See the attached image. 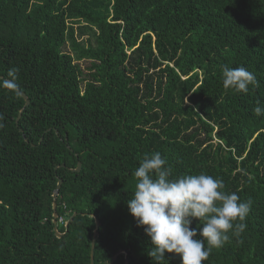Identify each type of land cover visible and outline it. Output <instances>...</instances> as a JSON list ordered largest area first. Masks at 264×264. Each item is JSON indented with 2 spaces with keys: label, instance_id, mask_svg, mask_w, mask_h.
Returning a JSON list of instances; mask_svg holds the SVG:
<instances>
[{
  "label": "trees",
  "instance_id": "trees-1",
  "mask_svg": "<svg viewBox=\"0 0 264 264\" xmlns=\"http://www.w3.org/2000/svg\"><path fill=\"white\" fill-rule=\"evenodd\" d=\"M225 66L259 86L225 89ZM11 68L18 79L0 88V264H110L119 251L113 264H151L127 201L155 152L172 178L203 172L252 201L243 242L203 264H264V116L254 112L264 0H0V80ZM14 86L30 100L18 125ZM59 179L58 217L76 215L68 228L57 220L61 237Z\"/></svg>",
  "mask_w": 264,
  "mask_h": 264
},
{
  "label": "clouds",
  "instance_id": "clouds-1",
  "mask_svg": "<svg viewBox=\"0 0 264 264\" xmlns=\"http://www.w3.org/2000/svg\"><path fill=\"white\" fill-rule=\"evenodd\" d=\"M18 75V68L9 69L10 79L0 80V88L11 89ZM222 81L225 89L235 93L247 94L250 87L259 86L255 74L243 66L223 67ZM254 112L264 116V105L258 104ZM133 175L134 191L127 208L149 238L151 264H170L166 254L178 257L180 264H203L213 249L233 237L243 242L240 237L252 201L226 192L222 179L203 172L172 178V169L159 152L144 154ZM194 221L200 227H191Z\"/></svg>",
  "mask_w": 264,
  "mask_h": 264
},
{
  "label": "water",
  "instance_id": "water-1",
  "mask_svg": "<svg viewBox=\"0 0 264 264\" xmlns=\"http://www.w3.org/2000/svg\"><path fill=\"white\" fill-rule=\"evenodd\" d=\"M14 89H15L17 92H19V93L21 94V96H22V97L24 98V100H25V106L21 109L20 114H19V117L17 118V125H18V124H19V121H20V119H21V117H22V115H23V112H24L25 108L28 107V106L30 105V100H29L27 94L24 93V92H21L20 89H19L17 86H14ZM26 141H28V139H26ZM81 168H82V163L79 162V163H78V167H77L76 169H74L73 171H77V172H79V171L81 170ZM62 184H63L62 179H59V182H58V185H57V189L55 190L54 195H53V197H54V204H53V206H54V224H56V227H55V233H56V235H57L58 237H61V236L64 235V234H62V233L59 232L58 227H57V217H58V213H57V206H58V204H57V197H58V195H59V193H60V189H61V187H62ZM75 216H76V215H73V217H71V218L69 219L68 224H67V228H68L69 224L71 223V221L74 219ZM96 225H97V230L95 231V235H94L93 242H92V252H91V260H92V263H93V261H94L95 243H96V238H97V236H98V229H99V227H100V221H99L98 218H96ZM122 252H123V251H119L118 254H116V255L114 256L113 261H112L110 264H113V262L117 259V257H118ZM128 262H129V261L127 260V261H126V264H128Z\"/></svg>",
  "mask_w": 264,
  "mask_h": 264
},
{
  "label": "built area",
  "instance_id": "built-area-1",
  "mask_svg": "<svg viewBox=\"0 0 264 264\" xmlns=\"http://www.w3.org/2000/svg\"><path fill=\"white\" fill-rule=\"evenodd\" d=\"M59 219V220H58ZM57 220L59 223L63 224V225H67L68 224V221L67 219H65L64 217H57ZM67 221V222H66Z\"/></svg>",
  "mask_w": 264,
  "mask_h": 264
},
{
  "label": "rangeland",
  "instance_id": "rangeland-1",
  "mask_svg": "<svg viewBox=\"0 0 264 264\" xmlns=\"http://www.w3.org/2000/svg\"><path fill=\"white\" fill-rule=\"evenodd\" d=\"M87 63H88V62H86V61L82 62V64H83L84 66L87 65Z\"/></svg>",
  "mask_w": 264,
  "mask_h": 264
}]
</instances>
